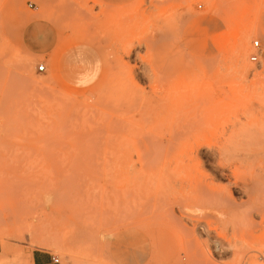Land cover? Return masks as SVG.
Segmentation results:
<instances>
[{
	"label": "rangeland",
	"instance_id": "1",
	"mask_svg": "<svg viewBox=\"0 0 264 264\" xmlns=\"http://www.w3.org/2000/svg\"><path fill=\"white\" fill-rule=\"evenodd\" d=\"M174 110L210 121L213 156L192 173L252 207L242 230L260 240L249 255L263 258L264 0H0V253L25 261L46 251L59 264H264L233 261L222 229L201 239L215 263L169 238L174 220L195 222L152 193L196 150L165 155L135 124ZM215 238L227 245L219 253Z\"/></svg>",
	"mask_w": 264,
	"mask_h": 264
},
{
	"label": "bare ground",
	"instance_id": "2",
	"mask_svg": "<svg viewBox=\"0 0 264 264\" xmlns=\"http://www.w3.org/2000/svg\"><path fill=\"white\" fill-rule=\"evenodd\" d=\"M176 108L178 109L179 107L176 106ZM209 123V120H196V113L190 117L187 113H184V110L183 113L174 110L173 113L164 118L153 119L147 123L135 124L137 127L135 131L148 138L151 145L154 143L152 139L159 140L160 147L165 155H171L178 150H183L186 154L190 146H192L191 149L194 148V152L196 150V155L194 159H192L191 165L185 164L179 169L173 170L172 172L169 170L166 173L164 178V189L158 193H152L153 199L157 201L158 198H160L169 205L171 203V198H173L180 210L184 211L186 217L195 222L193 229L190 230L182 221L174 220L173 223H170L168 234L169 238H172V240L177 243V247L183 250L190 259L202 258L205 262L207 260L215 263L214 261H216V258L214 259V256L208 258L205 255L201 239L205 237L206 239H204V241H206L213 233L216 235L219 229H222L225 231L222 239L226 240L228 247L233 249V261L238 263H255L257 260H262L264 257L258 258L256 256H250L248 253V251L258 253H261V251L257 249L260 242L259 238L253 236L251 232L242 230V228L249 227L252 224L251 215L246 213V206L244 204H236L232 198L226 196L224 194L225 192L222 190L215 188L211 182L206 179L199 180V174L197 177L192 173L193 167L194 169H196V167L203 168V163L200 161V158H206L207 160L204 161V164H207L211 161L210 157L213 156L208 144L212 138L208 139L207 137L208 128L210 126ZM204 148H206L207 151L204 152ZM222 161L225 162L223 156ZM196 172L198 171L196 170ZM233 173L235 172L233 171ZM233 173L231 174L234 175ZM173 176L180 178L179 182L181 185L179 191H174V193L171 194L170 185ZM246 208L252 209L250 206ZM196 226L199 227L200 234L195 233L194 228ZM228 228L232 232V240H228L226 236ZM249 228H251V226ZM0 238L2 241L4 240V235L2 233H0ZM220 239L221 238H215L212 240L214 251L217 253L221 250L223 251V247H227V245L224 246V244L220 242ZM210 240L211 239H209V242L211 243ZM4 257L6 258V256ZM27 260L29 261V259ZM201 260L198 259L197 261ZM15 262H17V260Z\"/></svg>",
	"mask_w": 264,
	"mask_h": 264
},
{
	"label": "crops",
	"instance_id": "3",
	"mask_svg": "<svg viewBox=\"0 0 264 264\" xmlns=\"http://www.w3.org/2000/svg\"><path fill=\"white\" fill-rule=\"evenodd\" d=\"M93 77H94V75H92V78H91L92 81H93ZM119 234L121 235L120 241L123 239L125 241V243H131L132 242V241L129 242V240H131V237L129 236V233L127 231L126 232L121 231ZM4 256H6V258ZM52 258H53V256L51 254H49L48 252L37 250V251L32 252L29 256H27L25 261H23V260L18 261L17 260V262H15L16 260H13V259L7 257V255L1 251V253H0V264H53ZM27 259H29V261Z\"/></svg>",
	"mask_w": 264,
	"mask_h": 264
},
{
	"label": "built area",
	"instance_id": "4",
	"mask_svg": "<svg viewBox=\"0 0 264 264\" xmlns=\"http://www.w3.org/2000/svg\"><path fill=\"white\" fill-rule=\"evenodd\" d=\"M252 49L254 50V53L250 56L249 60L251 63H258L260 58V45L258 41H254L252 43ZM45 70L44 66L39 67V71L42 72ZM53 264H59V260L56 257L52 258Z\"/></svg>",
	"mask_w": 264,
	"mask_h": 264
}]
</instances>
